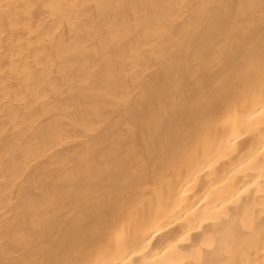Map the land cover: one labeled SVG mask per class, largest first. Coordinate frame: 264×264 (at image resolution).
I'll return each mask as SVG.
<instances>
[{
	"label": "bare ground",
	"instance_id": "1",
	"mask_svg": "<svg viewBox=\"0 0 264 264\" xmlns=\"http://www.w3.org/2000/svg\"><path fill=\"white\" fill-rule=\"evenodd\" d=\"M0 264H264V0H0Z\"/></svg>",
	"mask_w": 264,
	"mask_h": 264
}]
</instances>
